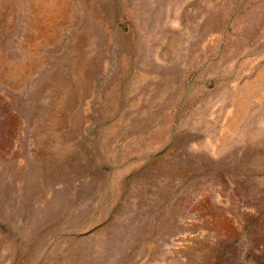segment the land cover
Returning a JSON list of instances; mask_svg holds the SVG:
<instances>
[{
	"label": "rangeland",
	"instance_id": "obj_1",
	"mask_svg": "<svg viewBox=\"0 0 264 264\" xmlns=\"http://www.w3.org/2000/svg\"><path fill=\"white\" fill-rule=\"evenodd\" d=\"M0 264H264V0H0Z\"/></svg>",
	"mask_w": 264,
	"mask_h": 264
}]
</instances>
